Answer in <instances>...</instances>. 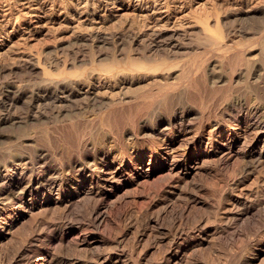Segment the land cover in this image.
Here are the masks:
<instances>
[{
	"label": "bare ground",
	"instance_id": "1",
	"mask_svg": "<svg viewBox=\"0 0 264 264\" xmlns=\"http://www.w3.org/2000/svg\"><path fill=\"white\" fill-rule=\"evenodd\" d=\"M223 21L226 24L225 19ZM219 24L218 17L214 28L220 29ZM143 27L144 25L141 26ZM256 27L258 28L256 33H259L258 38L255 37L246 42L243 48L230 51L228 47V49L223 47L221 43L223 41L220 42L219 38L215 37V31L210 28V22L207 21L201 30L203 35L198 36L194 41L208 42L217 45L215 48L220 49L219 47L222 46L223 49L216 50L214 53L216 56L213 54L198 56V59L191 58L183 63L178 62L179 60L175 61L179 64L170 61L173 63L171 64L168 61L170 66H166V62L158 63V59L177 57L186 53L189 43L186 44L181 39L184 37L180 38L181 32L174 31L168 37H165L161 30H143L144 28L142 30L139 28L140 31L133 29L114 33L111 31L110 35L100 32L82 33L81 40L90 43H84L85 41L80 43L73 51L71 58L67 57L69 53H65L66 56L53 55L54 60L52 57V60L46 61L45 66L41 67L42 76L37 80L16 82L6 79L0 82V128L9 127L10 130L16 128V134L13 135L16 141L13 138L11 140L15 141L17 145H14L18 149L17 152L12 151L13 145L9 143L10 140L7 142L10 136L5 139L3 136L0 138V236L4 234L7 223L13 219L16 211L22 210L26 203L36 201L40 195L48 197L56 192L57 200H59L60 196L65 194L70 202L89 190L92 193L91 199L95 200L94 204L92 203L93 209L97 211L96 216L94 215L95 221L99 215L101 216L102 211L101 213L99 211L105 206V201L120 189L128 190L134 185H139L142 181L149 180L154 172H167L169 176L191 174L197 164L203 161L214 164L220 180L223 181V186H218L219 189L213 182L215 188L212 186V189L204 190L208 194L206 197L209 196L210 201L212 197V205L218 214L227 204L232 206L235 213L223 215L224 217H220L222 222L219 223L216 214L213 219H210V216L207 218L201 216L190 228L185 227L183 222V224L178 223V226L174 227L175 230H171L170 242L167 240L169 253L162 256L169 264H181L186 261L191 252L193 254V251L201 250L202 244L206 238L208 239L207 236L213 233L220 238H230L232 241H228L227 244L225 242L228 247L227 249L224 247V252H221L224 244L220 241L221 251L207 256L202 264H264V239L257 245L241 244L245 240L243 236H248L250 232L244 231L246 226L242 230L236 225L239 218L256 215L257 209L261 207L264 209V184L257 186L253 184L250 187L244 185L252 172L264 167V23L259 22ZM248 32L250 34V31ZM105 45H108V50L113 49V56L117 55L119 50L138 52V56H128L131 67H127L131 70H142L140 72L152 70L153 73L159 71L163 73L165 68L161 66L165 64L166 71L164 74L161 73L163 78L158 75L159 78L157 77L154 83L156 89L142 87L130 100L125 99L127 91L120 90L122 93L119 100L111 99L109 102L101 100L100 92L95 84V81H101V74L87 75L84 73L85 69L83 71L77 62L81 56L85 58L83 52L81 53L82 48L90 47V52L91 50L97 52V48L100 49ZM254 49L258 50L256 53L258 57H254L255 59L252 57V59L247 55V50L254 51ZM212 56L215 60H212ZM34 57L25 58L22 61L23 68H27L28 65L32 68L39 67L40 58ZM48 58L51 57H47L46 60ZM174 64L177 66H173ZM69 66L80 67L81 72L76 69L75 72H70ZM124 67L121 68L124 69ZM171 68L176 69L171 71ZM126 71L129 73L128 70ZM113 72L115 70L112 72L109 70L107 74L113 75ZM66 106L71 108L68 113H64ZM21 107L24 108L22 110L25 114L16 116ZM49 120L52 123L53 120L56 122L54 126H51L52 128L47 124L44 127L41 125L42 128L39 130L34 129L33 126H37L39 122L50 123ZM176 131L193 133L188 137L186 147L183 144L185 149L171 155H164L162 151L169 149L171 144L164 146L161 143L159 149L154 147L152 154L149 155L154 160L153 166L138 170L145 157L143 151L145 143L156 139L155 144H158L161 136H172ZM109 139H111L109 141L111 145L108 144ZM129 140H133V149L128 148ZM5 142L9 144L4 145ZM42 143L47 144L48 148L45 149ZM56 143H62L64 147L60 149L61 146ZM152 143H154L153 140ZM29 148H33L31 152L28 151ZM158 153L161 157H156ZM116 161L118 165H115ZM157 162L161 165L154 166ZM20 164L25 167H21ZM203 165L200 166H206ZM145 183L148 185L149 182ZM86 184L89 185L86 187ZM147 190L149 191V187ZM194 190L195 188H193V194L194 192L202 193ZM144 191L142 190V193ZM147 195L149 196V193ZM204 208L207 211L208 208L206 209L205 206ZM84 209L86 210V207ZM262 218L264 220V215ZM94 221H92L93 224ZM259 221L262 222V220ZM73 226L72 223H63L45 229L44 233L38 236L39 245L18 249L20 251L16 253L18 256L15 258V263L32 264L34 259L42 255L38 264H44L52 253L53 246L55 244L56 247L59 246L57 244L62 242L67 230ZM259 232L261 231H257ZM251 235L254 234L249 235L250 239ZM49 237L51 241L48 243ZM241 237H243L242 241ZM249 238L245 242L250 240ZM214 244L213 247L217 245L215 242ZM201 251L204 252V249ZM46 264H52V262L49 261Z\"/></svg>",
	"mask_w": 264,
	"mask_h": 264
},
{
	"label": "rangeland",
	"instance_id": "2",
	"mask_svg": "<svg viewBox=\"0 0 264 264\" xmlns=\"http://www.w3.org/2000/svg\"><path fill=\"white\" fill-rule=\"evenodd\" d=\"M218 17L220 29H215L214 27ZM223 19H225L226 24H224ZM207 21L210 22V28L215 31V37L219 38L218 40L220 42H225H221L223 47H226L225 49L229 48L228 50L234 51L243 48L246 42L248 43L249 40L251 41L259 36V33H256L258 29L256 26L259 22L264 23V0H0V82L6 79L14 80L16 82L37 80L42 76L41 67L46 64V61L52 60V57L54 60V56L58 54L60 56H62V54L63 56H66L65 53H69L67 57L69 56L68 58H71L73 51L77 49L80 43L85 41H82L80 37L83 34L100 32L104 35H110L109 33H111V31L114 33L125 29L140 31L139 28L143 25L144 29L141 28V30H161L165 37H168L174 31L181 32L180 38L181 36L184 37L181 39L186 44L189 43L187 44L189 48L186 53L177 57H161L158 59V63L160 64L161 62H166V66H170V61L176 63L175 61L179 60L178 62L183 63L185 60L188 61L191 58L198 59V56H210L212 54L216 56L214 53H216V50L219 51L220 49H223L222 46L218 49L215 48L217 45L208 42H195V39H197L198 36L203 35L201 30L204 23ZM140 23L142 24L141 26ZM131 24L132 26H130ZM248 31H250V34ZM252 33L256 34L253 35ZM84 43L90 42L85 41ZM89 48L90 47H87V49L82 48L81 53L83 52L85 58L81 56L77 65H81L80 67L83 68V71L85 69L84 73L87 75H94L96 73L101 74V81H95V84L100 92L99 95L101 100L105 102H109L111 99L119 100L121 98L120 93H122L123 90L127 91L125 99L130 100L136 96L138 90L142 89V87L143 89L150 87L156 89V84L154 83H156L158 75L160 78H163L161 71L153 73L152 70L151 72L150 70H143V72H140L142 70L128 69L127 66L131 67L130 62L128 61V56H138V52L135 53L134 51L132 52L127 49L122 51L119 50L116 53L117 55L113 56V49L110 48V50H108V45L102 46L100 49L97 48V52H92V50L90 52ZM213 50H215V52ZM247 51V55L250 56V58L258 57L256 54L258 53L257 49H254V51ZM34 56L36 59L40 58V66L38 65L40 68L28 67L29 65L27 68H23L22 61L27 57ZM49 56L51 58L46 60ZM214 56H212V60H215ZM209 59H211V57ZM168 61L170 62L169 64ZM165 64H163L164 66H160L164 67V70L166 71L167 67H165ZM122 66H125L126 68L124 67V69H122ZM173 66L177 65L174 64ZM55 67L56 66L54 65L53 68L55 69ZM73 67L69 66L70 72H75V69L76 71L78 70V72L81 70L80 67ZM106 67H109L108 69L110 72L115 70L113 75L111 73L107 74L109 70ZM113 68L115 69L113 70ZM125 69L128 70L129 73H127ZM175 69L172 70L171 68V71H175ZM106 70H108V72ZM124 71L126 72L123 74ZM165 71L162 74H164ZM153 78L155 79L153 80ZM68 107L70 106H66V109L64 108V113L70 112L71 108ZM22 109L24 110V108L21 107V110H18L20 112L18 113L17 111V114L15 115L21 116L22 114L23 116L25 111L23 112ZM49 122L50 123H48V121L43 122L44 124L39 122L36 124L37 126L33 127L34 129L39 130L42 126H47V124L48 127L56 124L54 120L53 123L51 120H49ZM8 128L9 127L0 128V138L3 136L5 139L7 136H10V139H8L7 142L10 140L9 143L11 142L10 144L13 145L11 147L13 149L12 151H18L17 144L15 143L16 140L13 138V135L16 134V128H11V130ZM191 134L193 133L189 131H186V133L176 131L172 136H161L158 144H155L156 139H152L154 143H152V140L151 142L149 141V143L152 144L145 143L143 148L145 157L138 170H144L147 167L151 168L153 166L154 160L153 158H150L149 155L152 154L154 147H158L159 149V144L161 143H163L164 146L171 144L169 149L162 151V154L164 155H171L175 152H180V150L183 151L189 140L188 137H190ZM12 138L15 141H12ZM110 140L111 139H109L108 142ZM185 140L187 141L185 142ZM7 142H5L4 145L9 144ZM132 142L133 140H129V149H133ZM42 144L45 149L48 148L47 144ZM58 144L59 143H56V145ZM108 144L111 145L110 142ZM62 145V143L58 145L61 146L60 149L64 147ZM32 149L33 148H29L28 151L31 152ZM153 155V157H155V154ZM156 157H161L160 153H158ZM147 161L149 163H147ZM202 162L197 164L198 168L195 167L191 174L182 173L180 176L176 174L174 176H169L167 172H165L166 174L164 172H154L150 175L149 180H146L149 182L148 185L145 183L146 181H142L146 185L141 184V182V185L139 184L140 186L134 185L128 188V190L125 188L123 190L120 189L116 194L109 197L106 200L107 202L105 201V206L99 211L100 213L102 211V217L99 215L98 219L95 221L94 217L96 216L97 211H95L92 206V203L94 204L93 201L95 200L91 199L92 193L89 190L70 202L68 201V196H65V194L64 196L61 195L59 200H57L56 192L48 197L40 195L36 201H30L24 205L22 210L16 211L13 217L14 220L11 219L7 223L8 227L6 226L4 234L0 236V244L2 243L0 245V264H16L15 258L18 256L16 253H19V251L24 248H33L34 245H39L40 242L38 236L44 233L45 229L51 228L55 224L63 223H72L74 226L67 230L62 242L57 244L59 246L56 247V244L53 246L52 253L48 256V260L51 261L52 264H100V262L101 264H169L163 256L169 253L168 245L170 242L169 240H171L170 236H172L170 233H172L171 230H175L178 223L183 222L185 227L190 228L191 226L193 227L201 216L205 218L210 216V219L217 216V221L219 223L222 222L220 217H224L228 213H235L232 206L227 204V206L225 205L224 208L221 209L222 212L220 211L223 214H218L212 205V197L211 201L210 198H208L209 196L206 197V195H208L205 193L206 189H212L216 186L219 189L223 186V181L222 179L220 180L218 170L214 164L212 165V163L208 164ZM116 163L117 164L115 165H118L117 161ZM201 164H205L206 166H203L206 168L200 166ZM20 165L21 167H25L22 164ZM20 165H18L19 168H21ZM160 165V162H157L154 166ZM263 168L259 169L261 170L260 172L259 170H257L258 172H252L247 181L245 180L244 185L247 187H250L253 184H255L253 186L263 185ZM200 170L203 174L197 173L201 172ZM214 174L216 177H214ZM150 182L152 184H150ZM213 182L216 184L215 187ZM176 183L178 184L176 185ZM205 184L207 185L205 186ZM88 185L89 184H86V187ZM180 185L181 189L185 190H183L184 193L182 190L180 192ZM207 186L209 187L207 188ZM136 187L137 189L135 190ZM148 187L149 191L147 190ZM151 188H153V190ZM193 188H195L194 191L198 189L202 193L196 194V192H194L195 194H193ZM129 189H132L133 191H130ZM186 189L188 191H186ZM142 190L144 192L147 190L148 192L144 194V192L142 193ZM124 191L125 193H123ZM148 193L149 196L147 195ZM122 194L125 195L123 196ZM112 200L114 202H112ZM187 201L190 202L186 203ZM85 202H91V205L89 203L86 204ZM83 205L86 207V210ZM204 206L206 209L208 208L207 211ZM210 206H212V208ZM208 210L210 211L208 212ZM224 211L226 212L224 213ZM255 213L256 215L250 217L243 216L241 219H238L236 225L240 229L244 230V227L248 226L247 228L245 227L244 231L249 230V235L254 234L251 235V239L249 238V235L243 236L244 238L241 237V241L242 238L245 240L247 238L250 239L247 240V242H245V240H243L244 242L239 241L241 244L252 243L257 245L264 239V225H262V223H264L262 218L264 215V209L261 207L257 209ZM259 220H262V222ZM92 221H94V224ZM96 224L98 225L96 226ZM43 226L44 228H42ZM252 226L255 230L251 228ZM255 226H257V228ZM257 231L261 232L257 233ZM207 237L208 239L206 238L200 248L201 250L204 249V252L201 250H198V252L196 251L197 253L193 251V254L191 252L189 256L192 258L188 256L189 258L187 257L186 261H183L181 264H190L189 262H191V264H202V261H204L203 259L207 256L218 254V251H221L219 245L222 244H220V241L224 244L222 245L223 248L221 252L225 251H223L224 247L227 249V242L232 241L230 238H220L219 235L213 233L209 234ZM252 237L254 238L252 239ZM257 238L259 239L257 240ZM167 240L169 242H167ZM213 240H215L214 242L218 245L215 246L216 248L213 247L215 245ZM49 241H51V237H49L48 243ZM131 249L134 250L131 251ZM200 252H202L203 255H201L202 253ZM204 253L206 255H204ZM41 256L42 255L34 259L32 264H38L41 260ZM201 256L204 257L202 258ZM48 260L45 261L44 264L49 262Z\"/></svg>",
	"mask_w": 264,
	"mask_h": 264
}]
</instances>
